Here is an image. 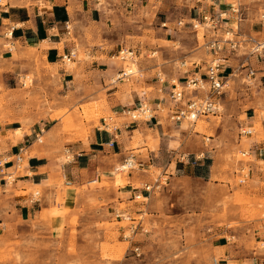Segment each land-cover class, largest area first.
Here are the masks:
<instances>
[{"label": "rangeland", "instance_id": "374dc122", "mask_svg": "<svg viewBox=\"0 0 264 264\" xmlns=\"http://www.w3.org/2000/svg\"><path fill=\"white\" fill-rule=\"evenodd\" d=\"M208 1L89 0L86 23L95 21L98 28L91 29L97 32L94 37L88 33L95 49L108 55L91 59L80 51L68 65H47L37 58L22 73L6 71V63L0 62V127L43 129L42 146L56 150L58 144L65 145L59 158L67 162L72 157L69 143L86 139L95 129L113 131L133 124L111 112L108 93L119 82L129 88L161 75L183 86L188 76L204 75L213 57L204 46L203 31L196 33L192 22L211 13L203 8ZM263 1L230 0L241 9L243 32L250 34L247 26L259 22ZM3 47L15 53L12 41ZM122 49L134 51V59L121 60ZM237 57L242 63L247 56ZM84 60H89L84 80L88 87L79 92L97 98L79 106L74 104L78 91L72 94L60 73L77 70ZM249 66L262 70L264 57H251ZM129 70L133 74L119 79ZM246 75L229 79L218 100L219 116L195 125L163 119L166 133L181 143L180 149L193 157L198 150L196 154H205L203 166L145 169L129 157L133 167L119 171L125 164H116L110 178L100 174L82 186L52 179L49 186L56 195L49 209L39 213L37 208L25 222L14 206L4 220L0 264H264V149L257 150L264 147V77L248 80ZM247 127L253 134L242 136ZM14 133L23 132L16 128ZM132 142L139 157L153 138L136 132ZM28 158L7 175L9 183L24 174ZM130 184L133 194H118ZM26 194L34 200L45 197L41 187ZM220 241L229 243L227 258L216 251Z\"/></svg>", "mask_w": 264, "mask_h": 264}, {"label": "crops", "instance_id": "0c3cea01", "mask_svg": "<svg viewBox=\"0 0 264 264\" xmlns=\"http://www.w3.org/2000/svg\"><path fill=\"white\" fill-rule=\"evenodd\" d=\"M88 1L0 0V62L6 63V71L22 73L24 69L34 64L37 58L44 64L57 65L63 54L74 49L77 55L83 51L84 55L91 59H95L99 54L108 55L107 51L97 50L92 44L94 39L91 41L92 37L88 31H92L94 37L97 32L91 29L98 27L95 26V21L86 23V20L90 18L88 8L91 2ZM203 3V8L217 17L223 12L229 14L231 8L235 6L230 0H209ZM99 11H102L101 7ZM232 18L231 15L227 26L233 25ZM67 25L70 26V34ZM240 25L245 27L246 24L242 21ZM247 27L251 34L264 36V27L260 20ZM71 28L74 38H71ZM10 32H12L11 38L7 36ZM7 41H12L15 53L13 50H5L3 45ZM237 56L231 55L225 63L229 79L243 75L245 72L248 73L247 69L237 72L241 65ZM77 64V70H62L60 76L67 85L72 86V94L75 95L78 91L74 104L79 103V106H82L91 100H86L87 98L97 97L93 94L85 95L79 92L88 87L84 84V80L88 74L89 60ZM261 69L257 70L256 76L264 77V67ZM177 74L186 77L182 73ZM156 86L157 82L154 79L139 80L129 88L125 87V82H119V85L114 86L113 90L108 93V106L111 112L119 115L123 110L135 109L145 102H154L159 98ZM16 128L22 130L21 136L14 133ZM136 132L142 134L145 139L149 135L153 138V145L151 147L146 145L139 157L135 155L132 147ZM44 134L43 129L24 130L17 126L0 127V227L4 224V220L10 217L14 206L18 210L17 217L25 222L33 218L37 208L39 213L49 209L50 199L56 195V190L49 186L52 179L61 177L67 186H82L90 180L99 179L100 174L110 178L114 166L124 164L129 157L140 161L145 169L153 167L175 171L203 166L206 158L204 153L196 154L199 150L193 157L190 153L186 154L183 148L180 149L181 143L166 133L163 119L133 123L113 131L95 129L91 131L87 139H77L67 145V153L72 156L67 162H62L59 158L61 153L65 152V145L61 147L60 143L56 150H53L48 145L42 146L43 142H37L36 138L43 137ZM109 142H115V146L110 148ZM162 142L166 143L167 148L162 147ZM259 149L263 150L264 147L258 146L257 150ZM21 150L29 155L27 167L23 175L16 178L13 183H9L6 179L7 175L16 168V158ZM39 187L43 189L45 197L36 202L32 194L26 193ZM134 191L133 184H130L125 190L119 189L118 194L128 196ZM215 248L221 257L227 258L229 243L220 241Z\"/></svg>", "mask_w": 264, "mask_h": 264}, {"label": "built area", "instance_id": "2783aa9c", "mask_svg": "<svg viewBox=\"0 0 264 264\" xmlns=\"http://www.w3.org/2000/svg\"><path fill=\"white\" fill-rule=\"evenodd\" d=\"M233 16V25L227 26L230 22V16ZM242 12L239 7L233 6L230 13H220L219 16H214L211 13H206L201 20H194L192 27L196 33L200 29L203 31V38H206L204 44L213 57L208 64L206 73L195 74L188 76L183 86L179 81H169L157 75L156 92L159 98L154 102H145L140 104L135 109H126L121 112V115L130 119L132 123L151 122L166 119L173 124H184L185 122L195 125L201 119H208L212 116H218L221 113L218 100L225 94L229 84V77L226 74L225 63L231 55L247 56L241 63L237 72L241 69H247V79L253 80L256 76V70L249 66V59L253 56L264 57V38L259 35L248 34L242 31L241 23ZM260 21L264 27V9L260 14ZM179 26H185L184 21H180ZM166 25V24H165ZM68 33L70 34V26L67 25ZM11 35V36H10ZM9 38L12 37V32L8 33ZM77 51L70 50L61 56V62L65 65L72 64L77 59ZM135 52L129 49H122L119 52V58L123 61L133 60ZM233 73V72H232ZM130 74L122 72L119 79L128 77ZM106 123V120H104ZM107 127V124L105 125ZM242 136L249 137L253 134V128H244L241 131ZM37 142L42 143L38 136ZM210 139V138H209ZM208 139V140H209ZM108 146L113 148L115 142H109ZM28 155L26 151L21 150L16 158V165L22 166L25 157ZM132 159H127L125 165L128 169L133 167ZM242 180L241 182H244ZM145 190L150 192L151 188L146 187ZM35 196H40L36 193ZM34 200V199H33ZM34 201H39L36 199ZM139 251V249H136ZM219 262L215 260V264Z\"/></svg>", "mask_w": 264, "mask_h": 264}, {"label": "bare ground", "instance_id": "6f19581e", "mask_svg": "<svg viewBox=\"0 0 264 264\" xmlns=\"http://www.w3.org/2000/svg\"><path fill=\"white\" fill-rule=\"evenodd\" d=\"M11 36V35H10ZM128 74H133V71L132 70H129ZM88 127V126H87ZM81 130V129H80ZM84 130V129H83ZM81 134V133H80ZM87 134V133H86ZM83 136V135H82ZM81 137V136H80ZM84 137V136H83ZM82 138V137H81ZM85 138V137H84ZM87 139V138H86ZM83 140V139H82ZM133 165V164H132ZM128 169V165H123L121 168H119L118 170H127Z\"/></svg>", "mask_w": 264, "mask_h": 264}]
</instances>
